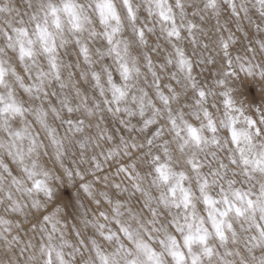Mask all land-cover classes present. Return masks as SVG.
<instances>
[{"label": "clouds", "instance_id": "9594fccd", "mask_svg": "<svg viewBox=\"0 0 264 264\" xmlns=\"http://www.w3.org/2000/svg\"><path fill=\"white\" fill-rule=\"evenodd\" d=\"M0 264H264V0H0Z\"/></svg>", "mask_w": 264, "mask_h": 264}]
</instances>
